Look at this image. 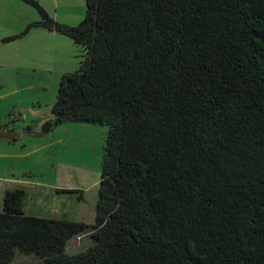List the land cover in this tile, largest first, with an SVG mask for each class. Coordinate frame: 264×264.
I'll use <instances>...</instances> for the list:
<instances>
[{
	"label": "trees",
	"instance_id": "16d2710c",
	"mask_svg": "<svg viewBox=\"0 0 264 264\" xmlns=\"http://www.w3.org/2000/svg\"><path fill=\"white\" fill-rule=\"evenodd\" d=\"M23 1L42 15L26 32L84 53L44 130H107L94 222L8 189L0 264H264V0H86L77 25Z\"/></svg>",
	"mask_w": 264,
	"mask_h": 264
},
{
	"label": "rangeland",
	"instance_id": "374dc122",
	"mask_svg": "<svg viewBox=\"0 0 264 264\" xmlns=\"http://www.w3.org/2000/svg\"><path fill=\"white\" fill-rule=\"evenodd\" d=\"M37 1L61 23L77 25L86 17V0ZM41 18L23 0H0V210L7 190L23 187L27 213L89 224L107 128L74 122L44 130L54 119L61 78L80 67L84 53L67 35L43 27L26 32ZM80 244L73 241L72 249ZM24 258L13 264H39Z\"/></svg>",
	"mask_w": 264,
	"mask_h": 264
}]
</instances>
